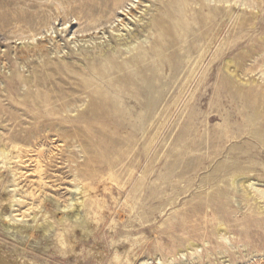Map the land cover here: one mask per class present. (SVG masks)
<instances>
[{"label":"rangeland","instance_id":"rangeland-1","mask_svg":"<svg viewBox=\"0 0 264 264\" xmlns=\"http://www.w3.org/2000/svg\"><path fill=\"white\" fill-rule=\"evenodd\" d=\"M88 1L0 0V148L19 145L30 175L42 164V184L21 179L34 196L18 214L43 207L54 222L21 236L2 218L11 202H0V259L264 264V198L229 184L235 168L264 181V0H142L146 24L130 52L112 38L113 5L99 14ZM167 11L184 39L180 24L170 35L151 30ZM48 29L62 52L51 43L50 54L21 62L16 48ZM49 62L65 70L52 74ZM153 65L163 66L152 82L162 89L143 125ZM6 174L0 163V183ZM62 210L84 223L62 224Z\"/></svg>","mask_w":264,"mask_h":264},{"label":"bare ground","instance_id":"bare-ground-1","mask_svg":"<svg viewBox=\"0 0 264 264\" xmlns=\"http://www.w3.org/2000/svg\"><path fill=\"white\" fill-rule=\"evenodd\" d=\"M141 3L146 4V2L142 0H89L88 6L92 12H96L100 14L106 8L113 5V11L108 20L110 23V32L112 34V38L119 40V41H123V44H120V45L123 46L125 51L130 52L131 50L136 49L138 45V43L134 42L137 40V37H138V34H136L135 32L136 31L135 26L137 25L142 26L146 24L145 17L139 14L140 12L143 11L144 12L143 15H145V13H148L149 11V9L143 10V7L140 6ZM145 7H148V6H145ZM170 14H171L170 11L163 13L161 18L153 24V28H151V30L155 28L159 32L165 31L167 32L168 35H170L173 31L172 29H175L176 25L180 24L179 25L180 31H176L175 36L177 40L184 39L187 33L182 28L180 20L179 21L176 20L177 21L176 23L174 19L170 16ZM113 18L116 19L115 22L112 20ZM65 25H67V23ZM92 27H97V24L96 23L93 24ZM51 30H55V28H52ZM48 32L50 35L49 38H47V35H41V37H38L37 34H32L30 36V40L28 43L22 42L20 46L16 48L17 54L21 62H26V61H29L30 59H34V58H38V57L46 56L50 54L49 46L51 43L56 45L57 52L59 53L62 52V48L60 46L61 40H59L58 31L57 30L55 31V36L53 34H50L49 29H48ZM62 32H64L63 29H62ZM96 37H98V35ZM96 37L91 36L90 40H87V37L82 38L81 42L92 43V41L96 40ZM146 40L149 41L145 37L143 43H145ZM70 43L77 45V42L76 40H74V38H71ZM173 45H175V43ZM165 46L168 48H171L172 44L167 42ZM113 48H115V46H113ZM189 51H190L189 47H184L182 49L183 54H187L189 53ZM176 58H177V55H176ZM141 62L143 63L147 62L146 55L143 56ZM161 65L159 66L153 65L152 66L153 69L151 70L149 69L148 76L143 79V85L149 88V95L152 98V99L150 98L151 100L147 103L145 107V110H146L145 113L139 117V121L143 123V125H145L146 123L145 119L153 108V104H152L154 100L153 96L160 95L161 93L162 88L159 86H154L152 84L153 81H159L160 79L162 81L163 79L162 78L163 76L162 67L163 66ZM45 66H47L48 68L47 70L50 73L55 74V75H57L58 71L61 70V68L57 69L55 64H53L52 62L45 64ZM108 66L110 68L114 67L112 66V62H110ZM234 66L235 65L232 60L227 61L225 65L226 69H228L229 71H231V69ZM64 70L65 68L61 71H64ZM35 98L39 99V94H35ZM25 158L27 157L24 156L22 148L17 144H13L11 147L4 146L3 148H0V163L3 164V167L9 174V175L6 174L7 178L4 179L0 183V190L3 192L2 195L0 196V202L3 203L7 199L8 201L11 202L7 205V211H5L2 214V218L4 222H6V225L9 228L14 227V231L16 234H19L21 236H25V235L31 236L32 232H34V230L36 231L39 228V224L42 218H46L45 219L46 226L42 224L45 227L43 226L42 229L40 228L42 232H47V228L52 226L54 222L50 221L51 219L49 221L47 220L49 213L47 212V210H44L43 207H40V209L38 210L34 207H31L30 209L33 210L32 214L24 216V217H22V214H18L19 212L18 208L24 205L25 203H27V197L30 194L31 196H34L33 192H28L27 188H25L24 186H21V179L23 180L30 179L32 188L34 186V183L36 182L40 184L43 183L44 171H43V167L41 166L42 164L38 162L37 166L35 167V170H33L32 175H30L29 171L24 169L23 167V165L26 164ZM222 169L224 171L226 168H222ZM36 177L38 181H35ZM239 183L242 185V189H240V191H244V193H246L248 197L250 196L254 197V192H257L261 195V197L264 198V189H263L264 186L259 185V184L264 183V181L256 180L253 176L250 175V173L244 172L240 169L235 168L234 170H232V173L230 175L229 184L239 189V185H238ZM76 188H79V185H77ZM45 200H42V204H43V201L47 202V204L48 202H50L52 203V206L55 207L54 209L56 210L61 209L60 205L54 200L49 199V198H46ZM66 208H68V206H65L63 209H66ZM58 215L60 217L58 218V216H56L55 218L57 221L61 222L62 224L66 223L67 219L71 217H76V218L79 217V220H82L81 223H84L85 221L84 216L78 215L75 212H72L70 213V215H67L66 212L62 210L59 212ZM31 217L33 218L31 219ZM12 221L14 224L18 223L19 225L15 224V226H13L14 224L11 223ZM23 223H26L29 226L22 225ZM17 261L18 262L16 264H32L33 263V262L31 263V261H27L24 259H20V260L17 259ZM0 264H8V263L6 259H0ZM143 264H149V263L144 262ZM159 264H165V263L161 261L159 262Z\"/></svg>","mask_w":264,"mask_h":264}]
</instances>
